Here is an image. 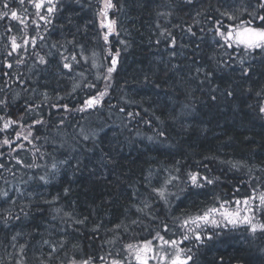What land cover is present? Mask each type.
<instances>
[{"label": "trees", "instance_id": "trees-1", "mask_svg": "<svg viewBox=\"0 0 264 264\" xmlns=\"http://www.w3.org/2000/svg\"><path fill=\"white\" fill-rule=\"evenodd\" d=\"M124 1L134 17L135 27L138 29V23H142V29L139 38L134 36L135 42L129 53L133 61L125 66L127 72L122 74H119L120 71L117 72L115 82L113 81L108 95H105L103 105L105 111L102 109L96 110L97 113H90L92 111L89 110L81 113L75 111L77 106L80 109L83 107V101L88 96L97 94L101 82L93 81L91 74L88 73L91 79L89 78L90 82L86 84L89 86L74 88L72 91L70 83L62 75L66 74V71L60 76L48 73L47 77H41L44 84L47 81L57 85V89L50 90L48 85H40L42 89L48 91L50 101L44 107L37 99L40 106H34L36 100L28 102L26 97L19 95L24 86L21 83L24 76L16 70L20 68L14 70L19 75L12 76L10 71H5V54H0V153L4 154L6 148L10 151L16 150L15 145L9 144L14 142L15 131L19 127L14 123L17 116L27 117L23 121L24 125L30 124L34 119L42 121L34 128V139L37 144L32 142L29 151L19 147L12 154L0 159V189L10 173L15 175L28 169L35 175H40L44 166L66 160L68 166L71 165V169H74L77 186L68 185L65 178L60 184L61 188L66 187L68 190L67 199H70V202L71 199L78 202L76 209L86 219V222L77 227L82 236H78L79 242L76 243L80 250L84 249L81 254L86 256V259L83 261L91 260L92 264L98 262L97 259L100 257L97 254H101L102 251V245L94 247L97 245L98 236L101 235L103 228L108 230L115 223H119L116 225L119 226L116 237H127L128 240L138 242L149 240L156 246L164 244L165 241L175 240L177 242L175 246L168 243L166 246L174 250L192 248L196 255V264H264V232L259 231L261 241L254 242L253 247L237 243L225 249H215L216 247L208 246L209 240L198 245L194 233L202 230L205 236L213 235V239H216L219 236L245 233L248 226L239 225L233 228L229 225L225 228L222 223L220 228H215L210 224L205 225L202 221H197L200 228L194 223L184 225L185 221L202 216L210 208L230 212L239 210L243 217L253 213L248 209L260 206L259 196L264 194V113L260 112V108L264 107V54L250 53L245 56L241 51L221 47L223 39L217 36L215 31L220 28L221 31L227 32L229 28L242 25L243 22L252 21L254 18L253 26H264L256 18L257 13L264 15V10L257 8L256 0H191V3L188 0H168L170 6H182L177 11L173 7L166 10L161 8L164 5L162 0ZM7 2L11 11H16L21 16L25 15L21 13L22 10L18 12L20 0ZM121 2L123 1L112 0L117 8ZM72 7L57 9L56 15L60 24L54 33L57 35L60 27L67 25L62 29L67 38H72L73 33L85 37L76 39L74 46L71 45L69 48L72 52L69 55L70 60L75 57L73 59L75 61L79 59L78 52H82L78 44L83 43V48L87 49L92 38L87 31L86 36L84 35V27L81 20H78L82 13ZM245 8L248 11H244ZM154 9L156 14L159 12L164 14L163 20L166 19L165 14L169 17L175 16L170 21L166 19L169 33L164 40L160 39L164 31L161 24L158 26L157 22V26H154L155 32L151 31L153 28L151 25L143 24V19H147L146 23H151L148 14H152ZM4 11L7 9L2 10ZM229 15L235 19H229ZM40 20H38L40 25H43L44 22ZM152 21L154 24V20ZM188 29H191V32ZM150 32L157 34L159 43L157 41L152 43V36L142 38L145 34L150 35ZM178 39L189 51L187 50L186 58H177L172 62L167 59L166 53L179 50L175 47L176 43H179ZM191 41H198L195 50L189 47ZM97 44L98 47L104 46L98 42ZM34 53L40 54L35 51ZM187 58L193 60L189 61ZM242 58L243 66L249 69L248 75H242L240 65ZM224 61H227L226 67L221 66ZM194 68L200 69L196 76H200L201 82L190 75L186 77L188 72L195 73ZM171 70L177 71L171 75L169 72ZM149 84L163 90V97L172 100L175 96L191 110L187 122L178 118V111L172 106L161 111L156 108V112L143 108L128 111L131 119L142 117L133 123L129 122L130 127L139 128L157 139V144H151L153 147L158 143L167 144L168 148L164 150L167 154L154 152L152 155L141 152L138 155L127 151L118 141L122 138L121 131L118 127L114 131L113 119L109 117L110 120L106 116L111 105L116 103L117 110L122 99L125 104L139 102L138 92L131 94L133 86L145 87L144 91L149 89L147 99L150 100L146 102L154 103L156 106V102H161L158 99L161 97L160 92L154 90V87L149 88ZM126 85L130 86L125 88ZM26 86L29 87V84L24 87ZM117 86L122 87L127 93H117ZM125 110L127 111V108ZM88 114L98 116L99 121L92 124L93 135L90 137L92 139L82 142L75 133L81 132L84 137L88 134L84 130H78ZM9 120L12 123L5 129L4 125ZM158 123L163 125L162 129ZM189 123H193L194 127L189 126ZM121 129L123 133L126 132L125 128ZM5 140L8 141L7 144L4 143ZM154 155L169 164H175V157L180 156L178 158L181 162L177 168L179 188L175 189L178 190L176 195L182 198L173 209H164L160 196L157 195V198L144 196L143 200L147 201L150 207L143 215L136 211L123 214L118 205L121 203L124 205L125 201L131 203L130 196L138 192V184L145 182V172L151 166L148 157L153 158ZM190 172L199 174L201 187H194L191 184L188 177ZM205 177L213 180V183L207 184L203 179ZM182 187L187 188V195L181 194ZM55 191L56 189L51 188L52 193ZM59 193H62V190ZM124 193L128 199L116 201L119 195ZM245 201H248L247 205ZM138 204V209L145 207L139 202ZM38 206L42 213L34 217L33 213L30 218L42 220L48 216L50 209L41 207V204ZM254 214V222L257 218L259 223H264V217H261L259 212ZM108 217L110 219L106 222L110 224L106 226L102 220L105 221L104 219ZM213 218L223 220L219 215H214ZM185 235L189 237L188 240L183 239ZM104 239L102 237V241Z\"/></svg>", "mask_w": 264, "mask_h": 264}, {"label": "rangeland", "instance_id": "rangeland-1", "mask_svg": "<svg viewBox=\"0 0 264 264\" xmlns=\"http://www.w3.org/2000/svg\"><path fill=\"white\" fill-rule=\"evenodd\" d=\"M24 1L25 2L23 4L19 3L18 12L22 10L21 13H24L25 17L18 14V18L13 20L9 15V17L0 20V54H5V71H10L9 73L12 76L19 75V72L22 76H24L21 83L24 84V86L29 84V87H24L22 85L23 88L20 90L19 95H22L24 98L26 97L28 102L29 100H36L34 106H40L41 104L45 107L49 104L50 98L48 96V91L42 89L40 85H48L50 90H56L57 85H53L47 81H45L44 84L40 78L41 76L47 77L46 75L48 73L60 76L63 71H66V74H62L64 76L63 78L70 83V87L72 91H74V88H81V86L87 88L89 85H87L88 83L86 84V82H90L89 80L91 79V74L93 81L101 82V84L98 88L97 94H91V96H88L83 101V107H86V100L98 99L99 103L94 104L92 108H87L86 110L92 111L90 113H97L95 111L98 109L105 111L103 106L105 103V95L101 98L99 94L101 92H106V95H108V91L113 85V81L116 80L117 72H119L123 66H126L124 64L126 56H123L121 48L126 52V54L127 52L130 53L131 46L135 42L134 36L131 37L130 35L132 31H129V20L134 19L129 6L125 5L124 0H120L123 2L120 3L118 8L115 4H113L114 7L108 11V20H114L116 22L114 26L115 31L108 33L106 27H101L102 23H107V21L100 15V12L103 10L104 0H54L56 9L62 10L65 7L73 6L72 8L80 11L81 13L85 12V14H88L90 12L92 18L91 26L96 27L104 45V47H98L96 38L93 37L92 31L89 28L84 27V35L86 36V31L88 30L92 40L90 39V46L87 49L83 48V43L78 44L82 48V52H78L79 59L74 61L73 59L70 60L69 55L72 54V52L69 51V48H71V45L74 46L75 40L82 36H77L73 33L72 38H67L62 33V29H65L67 25H64L63 28L60 27L57 35L54 33L60 22L58 16L56 15L57 10L52 14L47 12V0H44V7L40 10L41 15L46 17L43 25H40V22L38 21L40 17L36 15V9L34 6L28 3V0ZM162 1H164V5H162L161 8H164L165 10L166 8L172 9L168 0ZM4 2L5 0H0V12L4 9ZM25 9H27V11H25ZM165 10L164 12H166ZM7 11H9V9H7ZM155 14L156 9H154L152 15L148 14L150 16V25L155 26L157 21L158 26L160 24L162 25L164 28L163 30H166V32H162L163 34L160 39L164 40L167 38L166 35L169 33L167 30V20L170 21V19L175 16L171 15L169 17L168 14H165L167 20H163L162 18L164 17V14H161V12L156 14V16ZM153 16L156 17L154 24L152 21ZM48 20H51V23H48ZM21 21H23V23ZM33 21H35V23H33ZM93 22L95 24H93ZM146 22L147 19H143V24H147L148 26L149 23ZM37 25H39V27H37ZM170 29L172 32V28ZM135 31L136 30H134V32ZM105 34L108 35L107 42L104 39ZM13 39H15L16 43L19 45L15 51L13 50ZM115 40L118 42L119 50L117 44L114 42ZM25 41H27V43H25ZM178 41L179 43H176L175 47L178 49H187V47H184L183 43L179 39ZM34 51L40 54L37 55ZM179 52L180 51L177 53L173 52V54H168V56L171 57V59H175L177 58V54ZM117 53L119 54L117 55ZM40 57L44 58L45 63H39ZM113 57H115L117 63L115 71L111 73V76L109 77L107 69L111 66L108 62ZM180 57H184V55L180 53ZM188 60L192 61L193 59L189 58ZM57 61L58 65L55 63ZM65 62L70 64V69L64 68L63 65ZM15 69L18 72L14 71ZM193 70L195 73H198L197 71L200 69L194 68ZM127 86L130 85H126L125 88ZM123 91L124 89L122 87H116L117 93H127L126 91ZM37 99H39L38 101L40 104H38ZM111 106L112 107L106 116L113 119V130L116 131V128L118 127V130L121 131L122 135L120 136L122 138H119L118 141L124 145L127 151H130L137 143H139L140 137H143L144 140L148 139V144H157L156 141L158 142V140L152 135H147L142 130V132H140L139 130L137 131L135 128L130 127L129 122L133 123L135 120L138 121L142 117L137 116L135 120L131 119V114L125 111L127 105L122 107L121 104H119L117 110L116 103ZM184 108H186L187 111L180 113V115L184 116L186 113H191L189 106L184 105ZM75 111L81 113L78 106ZM123 111L126 112V114ZM135 115L137 114H134V116ZM180 115L178 116L180 117ZM26 118L27 117L24 115H19L16 119H14V123L19 125V127L16 128L14 142L9 145H15L16 150L20 147L29 151V147L33 145L32 142L37 144V141L34 139V128L42 121L40 119H34L30 124L24 125L23 121ZM111 118L109 119L111 120ZM95 121H99L98 116L88 114L86 120L82 123L83 125L78 129L84 130L88 133L86 135L89 137L87 140L92 139L90 138L93 135L92 124ZM121 127L125 128L126 132L123 133ZM75 134L76 137L78 135L82 142L87 141L82 138L84 137L83 133L77 132ZM116 137L118 138L119 136L116 134ZM16 150L10 151L9 148H6V152L4 154L0 153V159L4 156L12 154ZM155 159L156 165L147 170L144 178L145 182L138 184V188L143 190L146 188L150 191L153 187H164L165 199L162 200L163 207L164 209H173L182 196L176 195L178 190L174 189V191L170 193L166 188L169 184H176L178 182L176 179H172V177H175L178 170H174L167 162L161 161L160 158L155 157ZM152 160H154V158ZM53 164L56 165L55 169L52 168ZM70 166L68 167V162L66 160L55 161L49 166H44V168L40 171V175H35L28 169H24L22 172L15 175L14 173H10L5 184L0 189V214H2V216H0V226L5 230L10 229V241L13 242L12 245L15 246V249L12 254L9 253L10 251H7L6 256L5 251L0 250V260L3 261L2 263H5L6 261L8 262V259L11 258L10 260L16 262V264H34L31 261V256H34L35 254L39 255V257L42 255L41 259H45L44 261L40 260L35 264H54L58 261L60 262L58 264H82L83 259H86V256L81 254L82 252L76 243V241L79 240L78 236H82L77 227L86 222V219H84L80 212L76 209L77 202L74 200L72 201V199L70 202V199H67V195H65V193H62L63 196L58 198L57 194L50 195L49 191L50 186H52L53 183L55 184L65 167L70 169ZM41 177H45L46 179L42 180ZM167 180H171V183L165 184V181ZM174 187L179 188V184L177 183ZM43 192L45 193L44 195H42ZM143 193L144 192L139 190L138 198L139 195L142 197ZM135 200L136 201H131L133 204L130 203L129 205L138 208V202L142 205H145L146 203L148 204L145 200L138 199L139 201H137V197H135ZM38 204H41V207H49L50 209V211H48V216L39 220L42 222L40 229L34 230L31 234L32 236L29 237V240L34 243L35 248H40V250L27 248V243L25 242V236L27 234L21 227L25 221H32L30 215L35 213L33 214L34 217V215L42 213ZM141 209L142 211L135 210L136 213L143 215V212L147 211L149 208L143 207ZM254 215V213L249 214L250 217ZM36 220L38 221L37 218ZM255 222H259L257 218L255 219ZM104 223L106 226H109L110 224L106 221ZM116 225H119V223H115L107 230L109 234L111 233V236H109L108 239H105L101 254L99 255L100 259H97L98 262L94 264H113L114 261H118L119 264H137L135 260V251L136 249H142L146 242H151L150 247L153 249L152 252L148 253L149 257L155 255V258L149 259L148 264H167V261L161 262L159 258L166 254L168 256L175 255L176 249L174 250L168 248L166 243H160L156 246L149 240L138 242L136 240H128L127 237H116V239H114V237L117 236V228L119 227ZM259 235V231L253 235L247 228L245 233L240 232L238 234L230 235V238L228 239L223 238L224 236H219V238L209 240L207 243L209 247H216L215 249L225 248L229 245H235L237 243L253 247L254 242L258 243L261 241V236ZM6 240H8V234L6 236ZM110 240L114 241L111 244H108ZM45 241H47V243H45ZM128 245H132L131 250L128 249ZM53 248H55L56 251H53ZM41 250H43V252L46 250L48 251V256L55 255V257H48ZM101 257H103V259H101Z\"/></svg>", "mask_w": 264, "mask_h": 264}, {"label": "snow or ice", "instance_id": "snow-or-ice-1", "mask_svg": "<svg viewBox=\"0 0 264 264\" xmlns=\"http://www.w3.org/2000/svg\"><path fill=\"white\" fill-rule=\"evenodd\" d=\"M189 3H191V0H188ZM20 3L23 4L24 0H20ZM28 3L32 4L34 8L36 9V15L40 17V19H46L43 15H41V9L44 7V0H28ZM47 12L49 14L54 13L56 9V5L54 3V0H47ZM256 6L258 9L264 10V0H256ZM114 7L112 0H104V6L103 10L100 12V15L104 18V20L107 21L106 24L102 23L101 27L104 28L106 27L108 30V33H111L115 31V21L114 20H108V11ZM4 9H9V11H4L0 12V20L11 17V19L15 20L18 18V13L16 11H11L10 10V5L5 0L3 4ZM27 11V9H25ZM244 11H248L247 8L244 9ZM255 11V10H254ZM250 15L252 13H249ZM229 19H235L234 16L229 15ZM256 18L260 20L262 24H264V15H260L259 13L256 14ZM23 23V21H21ZM48 23H51V20L47 21ZM35 23V21H33ZM219 23V22H218ZM255 24V18L252 21H246L243 22L242 25H237L234 28H229L227 32H223L220 30V28H217L215 31V34L223 39V44L221 47H226L227 49H232V50H237L241 51L244 53L245 56H247L250 53H260L264 54V26H253ZM39 27V25H37ZM189 32H191V29H188ZM105 41H108V35L105 34L104 36ZM13 50L15 51L19 45L16 43L15 39H13ZM27 43V41H25ZM34 43V41H33ZM123 43V42H122ZM174 44L175 41H172ZM119 53H117L118 55ZM75 59V57H73ZM39 63L43 64L45 63V60L43 57L39 58ZM116 59L113 57L112 60V66L107 69L109 77L111 76V73L115 71V66H116ZM240 65L242 68V75H248L249 69L245 68L244 65V60L243 58L240 60ZM64 68L65 69H70V64L65 62L64 63ZM222 67L227 66V61H224L223 64L221 65ZM259 94V93H258ZM104 95H106V92H101L99 96L102 98ZM231 95V93H229ZM99 103L98 99H88L85 101V106L80 109V111H85L87 108H92L94 104ZM260 112L264 113V107L260 108ZM12 121L9 120L5 123L4 127L7 129L8 125L11 124ZM30 134V133H29ZM89 137L85 136L84 139L87 140ZM151 139V138H149ZM5 144L8 143L7 140L4 141ZM19 163V161H17ZM52 168L55 169L56 165L53 164ZM189 180L191 184L194 187H201L202 185L199 183V180L201 177L199 176L198 173H189L188 174ZM42 180H45V177H41ZM147 179V178H146ZM172 179H176V177H172ZM206 180L207 184H212L213 180L207 179L206 177L203 178ZM171 183V180L165 181V184ZM152 191L155 192L160 198L163 200L165 199V188L160 187L156 188L153 187ZM259 201H260V206L258 208H251L248 209L249 211H252L253 213L259 212L261 217H264V194H261L259 196ZM239 204V201L236 202ZM245 204H248V201H245ZM145 207H150L147 203L145 204ZM223 208V206H221ZM138 211H142V209H137ZM214 215H219L223 218V220H217L214 219ZM197 221H202L205 225L210 224L211 226L215 228H220L221 224L223 223V226L227 228L229 225H231L233 228L239 226V225H247L248 226V231L252 233L253 235L257 233V231L264 232V223H259V222H254V216L250 217L248 215H244L241 217L240 211L237 210L235 212H230L227 210H218L216 208H210L208 209L207 212H205L202 216L196 217L195 219L191 221H185L184 225L186 226L188 223H194L196 224L197 228H200V224L197 223ZM218 234V233H217ZM195 236V241L197 244H202L204 243L205 240H212L213 235H204V232L198 231L194 233ZM161 239H163L161 237ZM184 240H188L189 237L185 235L183 237ZM47 243V241H45ZM151 242H146L145 245L143 246L142 249H136L135 251V260L137 264H148V261L150 258H155V255L152 257H149L148 253L152 252L153 249L150 247ZM165 243L170 244L171 246L176 245V241H165ZM128 249H132V245H128ZM53 251H56L55 248H53ZM191 253V254H185ZM103 259V257H101ZM161 262L167 261V264H196V255L193 252L192 248H187L185 249H180L176 248V252L174 256H168L167 254L164 256H161L160 258ZM82 264H92L91 260H85L82 262ZM113 264H119L118 261H114Z\"/></svg>", "mask_w": 264, "mask_h": 264}, {"label": "bare ground", "instance_id": "bare-ground-1", "mask_svg": "<svg viewBox=\"0 0 264 264\" xmlns=\"http://www.w3.org/2000/svg\"><path fill=\"white\" fill-rule=\"evenodd\" d=\"M133 0H129V2H132ZM181 4V3H180ZM171 7H173V9L174 10H179V9H181L182 8V6L181 5H178L177 7L176 6H171ZM152 15V14H151ZM155 16H156V14H155ZM155 16H153L152 17V20H156V17ZM160 16V15H159ZM79 19L78 20H81V25H83V27H87V28H89L91 31H92V33H93V37H95L96 38V42H98V43H100V44H102L103 45V43H102V41H101V39H100V34L98 33V30H96V27L94 26V27H92L91 26V24H92V18H91V13L89 12L88 14H85V12H83L82 14H80L79 16ZM80 22V21H79ZM158 22V21H157ZM157 22H156V25H157ZM135 21H134V19H132V20H129V23H128V25H129V27H130V29H129V31L131 32L130 33V35H131V37L132 36H137L138 38H139V32H140V29H142L141 28V25H142V23H138L139 24V27H138V29L135 27ZM93 24H95L94 22H93ZM150 25V24H149ZM148 25V26H149ZM156 25H155V27H156ZM152 27L153 28H151V31H154L155 32V29H154V25H152ZM134 30H136L135 32H134ZM87 32H89L88 30H87ZM154 32H150V35H147V34H145V35H143V37L142 38H147V37H149V36H152V38H151V41H152V43H154L155 41H157V43H159V40L156 38V33H154ZM152 33V34H151ZM89 34H90V32H89ZM90 36V35H89ZM150 40V39H149ZM117 40H115L114 42L117 44V47H118V42H116ZM198 43V41H191V42H189V47L192 49V50H195V45ZM104 47V46H103ZM163 46H161V48H162ZM184 47H187V46H184ZM118 50H119V47H118ZM121 50H122V54H123V56H126L125 57V59H124V64L125 65H127L128 63H131L132 61H133V59H130L131 57V54H129L128 52H127V54H126V52L125 51H123V49L121 48ZM163 51H165L164 49H162ZM189 51V49H188V47H187V49H180L179 48V50L178 51H180L178 54H177V58H186V54H188L187 52ZM177 51V52H178ZM112 52H115V51H112ZM132 53H133V51H131ZM177 52H175V53H177ZM180 53H182L183 55H184V57H180ZM168 54H173V53H166V57H167V59L168 60H170V61H174L175 62V60L174 59H171V57H169L168 56ZM189 57V56H188ZM177 58H175V59H177ZM112 60H113V58L112 59H110V61L108 62L109 64H110V66H112ZM187 60H188V58H187ZM58 62V61H57ZM57 62H55L56 64H57ZM55 65V64H54ZM58 65V64H57ZM126 67L125 66H123L122 68H121V70H120V73L119 74H122V73H125V71L127 72V70L125 69ZM175 71H177V70H171V71H169L170 72V74L171 75H173V73H175ZM206 74V73H205ZM204 74V75H205ZM188 75H190V76H192V77H194V79L196 80V78L198 79V81L199 82H201L202 80L199 78L200 76H196V73H187V75H186V77L188 76ZM42 77V76H41ZM40 77V78H41ZM206 78H208V77H206ZM209 78H211V76H209ZM198 81H196V82H198ZM148 87L149 88H153L154 86H152V84H149L148 85ZM143 89H145V87H142V86H140V87H132L131 88V94H134V92H138V94H137V98L139 97V102H137V103H131V104H127V102H126V104L125 103H123V99H122V101L120 100V102H121V106L123 107V105L125 104V105H127V112L128 111H130L131 109L132 110H135V109H138V108H143V109H148V110H150V111H155L156 112V108H158L160 111L162 110V109H164V108H167V107H170V106H172L173 108H175V109H177V111H178V115H180V113H183L184 111H187V109L186 108H184V103L182 102V101H178V99H176L175 98V96H174V99H170V98H168V97H163V95H164V91L163 90H158V88L157 87H154L153 89L154 90H156V91H158V92H160V98H158L159 100H161V102L159 103V102H156V106L154 105V103L153 104H150V103H147L149 100H150V98H148L147 99V95H148V92L150 91L149 89H147L148 91H144ZM134 96V95H133ZM147 101V102H146ZM156 101V100H155ZM119 102V103H120ZM162 102H164V104L162 103ZM123 103V104H122ZM118 104V103H117ZM126 111V110H125ZM124 112V111H123ZM125 114H126V112H124ZM190 116H191V113H186L184 116H182V115H180V117L178 116V118L179 119H181L182 121H184V122H187V120L190 118ZM178 119V120H179ZM158 126H159V128L160 129H162L163 128V125L162 124H160V123H158ZM189 126H193L194 127V125H193V123L191 124V123H189ZM137 131L139 130V128H137L136 129ZM140 132H142L141 130H139ZM147 140L148 139H146V140H144L143 139V137H140V139H139V143H137L136 144V146L135 147H133L129 152H133V153H138V155H140L141 154V152H146V153H148V154H153L154 152L156 153V152H161V153H166L164 150H167V148H168V146H167V144H162V143H158V145L156 146V147H153L151 144H148V142H147ZM159 149V150H158ZM148 151H150V152H148ZM87 153V152H86ZM146 153H144V154H146ZM167 154V153H166ZM155 157L157 158V156H155L154 155V160H152L153 158H151V156H149L148 157V160L150 161L149 162V164H151V166H149L148 168H147V170L149 169V168H151V167H153V166H155L156 164H154V162H156V159H155ZM178 157H180L179 155L178 156H176L175 157V159H174V162H175V164H169L174 170L175 169H177L178 167H179V164L178 163H180L181 162V160H180V158H178ZM162 158V157H161ZM163 159V158H162ZM70 166V165H69ZM68 166V167H69ZM147 170H146V172L145 173H147ZM177 174H178V172L176 173V175H175V177H176V180H177ZM67 179V181L66 182H68L69 184L68 185H74V186H77V183H76V180H75V176H74V169H69V168H67V167H65V169L62 171V173L60 174V176H59V178H58V180L55 182V184L53 183V185L52 186H50V195H55V194H57L58 195V198H61L63 195H62V193L64 194L65 193V195H68V190H67V188L66 187H64V188H61V181L63 180V179ZM174 183H171V184H169L168 186H167V190H170V193L172 192V191H174V189H175V187H174V185H173ZM51 188L52 189H56V191L55 192H51ZM183 189H182V191H181V194H186L187 195V188H185V187H182ZM61 190H62V193H59V191L61 192ZM139 190H141L142 192H144L143 194H142V197H140V195H139V198H138V194H139ZM45 193L43 192V194L42 195H44ZM144 196H146V197H155V198H157V194L155 193V192H153L152 191V189L149 191V190H143V189H140V188H138V192L137 193H132V195L130 196V201H136L135 200V197H137V201H139V200H143L144 199ZM128 196L126 195V193H124V194H122V195H119V197L116 199V201H122V200H126V199H128L127 198ZM139 199V200H138ZM77 204H78V202H77ZM118 209L119 210H121V211H123V214H127V212H130V211H135V210H137L138 208H136V207H132V206H130L129 205V203H127L126 201H125V204L123 205L122 203L120 204V205H118ZM110 219V217H108V218H106V219H104L105 221H108ZM40 219H38V221L36 220V219H32V221H30V222H24L22 225H21V227H22V229L25 231V233L27 234L26 236H25V239H26V243H27V248H29V249H36V250H40V248H35V246H34V243H32V241H30L29 240V237L30 236H32L31 234H32V232L34 231V230H39L40 229V226H41V223L42 222H40L39 221ZM105 221H103L102 220V222H105ZM20 227V228H21ZM117 231H118V228H117ZM9 233H10V229H7V230H5V229H2L1 228V226H0V250H2V251H5V256H6V253H7V251L10 253V254H12V253H14V249H15V246H13L12 245V243L13 242H11L10 241V238H11V236L9 235ZM118 233V232H117ZM7 234H8V240H6V236H7ZM110 236H111V234H110ZM102 237L103 238H105V239H108L109 238V232L107 231V229H105V228H103V230H102V233H101V235L100 236H98V238H97V245L95 244L94 245V247L95 246H99V245H102L103 246V243H105V239L102 241ZM223 238H225V239H228V238H230L229 237V235H226V236H224ZM114 239H116V236L114 237ZM114 240H110L109 242H108V244H111L112 242H113ZM226 248V247H225ZM225 248H222V249H225ZM91 249H92V247H91ZM91 249H87V251L88 250H91ZM42 252H43V250H41ZM81 252L83 253L84 252V249L82 248L81 249ZM86 252V251H85ZM46 256H48V251H44L43 252ZM9 255V254H8ZM45 255H44V257H45ZM97 255H100L99 253L97 254ZM42 256V255H41ZM41 256L39 257V255H34V256H31V261H32V263H37L38 261H40V260H42V261H44L45 259L44 258H42L41 259ZM20 257V256H19ZM48 257H55V255H51V256H48ZM11 259V258H10ZM10 259H8V262L6 261L5 263H2L3 261L2 260H0V264H16V262H14V261H11ZM56 263V262H55ZM58 263H60L59 261L57 262V264Z\"/></svg>", "mask_w": 264, "mask_h": 264}]
</instances>
